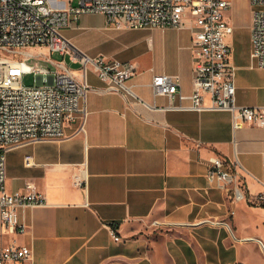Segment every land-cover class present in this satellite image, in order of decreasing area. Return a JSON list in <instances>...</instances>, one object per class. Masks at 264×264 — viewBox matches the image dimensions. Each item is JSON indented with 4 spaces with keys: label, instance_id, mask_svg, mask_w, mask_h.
<instances>
[{
    "label": "crops",
    "instance_id": "crops-1",
    "mask_svg": "<svg viewBox=\"0 0 264 264\" xmlns=\"http://www.w3.org/2000/svg\"><path fill=\"white\" fill-rule=\"evenodd\" d=\"M110 27L141 31L118 39L105 54L137 66L127 81L136 96L106 90L92 68L82 127L78 120L61 138L7 151V189L33 182L47 203L18 208L25 230L6 233L0 224V243L29 246L32 254L22 264H153L176 257L180 264H199L229 253L236 258L238 246L248 243L264 246V127L236 128L230 110L170 108L168 96L154 95V72L177 73L182 103L189 104L190 27ZM250 55L251 41L245 60L233 55L236 102L264 105V68L252 66ZM50 60L79 72L69 66V54ZM213 156L238 162L244 199L232 200L208 180Z\"/></svg>",
    "mask_w": 264,
    "mask_h": 264
},
{
    "label": "built area",
    "instance_id": "built-area-1",
    "mask_svg": "<svg viewBox=\"0 0 264 264\" xmlns=\"http://www.w3.org/2000/svg\"><path fill=\"white\" fill-rule=\"evenodd\" d=\"M74 1L0 0V224L10 233L25 230L19 222L18 208L44 205L47 201L30 181L21 189H7V151L32 140L61 138L65 126L78 120L83 126L90 87L89 67L105 83L106 90L136 96L127 84L137 72L131 60L105 54L91 56L62 33L84 13H102L107 25L117 28L190 27L193 91L189 104L182 103L186 96L182 92L181 75L177 73L154 72L151 80L154 95L168 96L166 107L170 108L230 110L236 128L245 124L264 127V105L236 102L237 66L233 61V45L228 40L234 26L227 16L232 0ZM249 3L252 66L264 68V0H249ZM35 47L69 54L73 62H81L83 66L78 73L66 68L52 70L27 62V58L36 54L28 52L26 57H17L22 50ZM26 72L36 74L35 84L22 82ZM207 178L224 188L234 201L246 197L237 161L211 157ZM110 232L115 240L121 239L115 224ZM31 254L27 245L0 243V264H22Z\"/></svg>",
    "mask_w": 264,
    "mask_h": 264
},
{
    "label": "rangeland",
    "instance_id": "rangeland-1",
    "mask_svg": "<svg viewBox=\"0 0 264 264\" xmlns=\"http://www.w3.org/2000/svg\"><path fill=\"white\" fill-rule=\"evenodd\" d=\"M75 3L77 0L74 1ZM249 0H232V5L227 11V16L234 26V32L228 37V40L233 45V55L235 61H243L248 57L249 42H250V24H249ZM111 25H107L106 18L102 13H84L77 23H73L62 30L66 36L76 47L83 52L95 56L98 53L111 54L116 47L117 40L123 37L137 36L141 31L121 32L116 30ZM17 57H26L27 53L36 54L34 57L27 58V62L33 66H46L50 69L60 68L53 60H61L68 54H62L59 51L50 53L46 47L27 48L22 50ZM69 66L77 68L83 66L81 62H69ZM92 70L89 67L88 72ZM25 85H33L36 83V74L33 72H26L22 78ZM6 230V229H5ZM8 233V231H5ZM239 255L232 258L227 254V258L219 260L214 256L204 260L200 259L199 264H264V246L256 243H248L245 246H238ZM180 258L176 257L171 260L160 258L153 264H180ZM150 264V263H144Z\"/></svg>",
    "mask_w": 264,
    "mask_h": 264
}]
</instances>
